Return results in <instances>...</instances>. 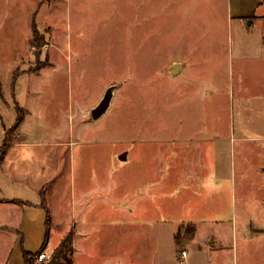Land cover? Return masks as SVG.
<instances>
[{"label":"rangeland","instance_id":"1","mask_svg":"<svg viewBox=\"0 0 264 264\" xmlns=\"http://www.w3.org/2000/svg\"><path fill=\"white\" fill-rule=\"evenodd\" d=\"M228 2L0 0V144L16 104L28 109L5 165L25 178L10 189L38 202H0V264H27L45 243L51 260L69 232L74 264H146L152 224L179 227L182 214L218 240L214 264H264V138L231 139L264 135V101L240 110L230 63H195L204 45L228 42ZM247 118L256 124L243 128ZM213 119L229 138L191 127Z\"/></svg>","mask_w":264,"mask_h":264},{"label":"crops","instance_id":"2","mask_svg":"<svg viewBox=\"0 0 264 264\" xmlns=\"http://www.w3.org/2000/svg\"><path fill=\"white\" fill-rule=\"evenodd\" d=\"M227 1H229L227 7V13L226 14L224 13V15L227 16V21H228V34H229L228 42L225 43V41L222 42L215 41L209 43L208 47H206L207 45H204L203 46L204 49L200 48L198 51H196V53L197 52L198 53L195 55V57L197 58L200 57V60L195 63H202V62L208 63L210 61H215L216 63L225 64L229 62L231 68L230 72L232 73L231 75L233 77L232 79L233 88L237 90V95H236L237 99L240 98V100H238L240 110H243L244 108L247 112L249 111L251 99H253V97H255L260 102L264 101V0H227ZM156 7L157 5L154 4L152 9H155V11L157 12ZM36 18L37 17H35L34 20H37L38 22L39 19ZM32 36L33 33L31 32V35L29 37L30 45H31ZM205 48L208 49L205 50ZM185 61L188 62L186 59ZM25 67L26 68L22 69L20 72H26V74L31 75V72L33 71L28 70L30 64ZM176 67H178V65H175L174 67L175 70L177 69ZM216 77L217 76H215V78ZM192 78L194 77H189V79ZM259 78L262 80L263 86L259 84L260 88H255L254 86L257 84L256 81ZM195 79H199V78H195ZM167 96H168V101L170 102L171 101L170 99H172L170 91H168ZM170 106L171 104L168 105V111H170ZM27 112H29L28 109ZM168 120H169L168 125H171L170 119ZM249 120H250L249 118L244 119L246 123L244 122L241 123L242 125H245L243 126V128H247L248 126L251 127L252 125L254 126L256 124L255 122ZM192 122L193 124L191 127L195 128V133L197 135H199L198 128H204V130H206L207 132L209 131L210 134H213L207 136L208 138H211L213 136L218 140H223L225 138H229L228 135H230L232 131L231 126L230 129H226V130L224 129L227 127L228 124L226 123L224 124L223 119H213L204 122L200 120H194ZM173 123H174V127L176 126V124L180 127L181 121L174 120ZM186 123L184 124V127L188 126ZM21 126L17 129L18 135L14 139V141L18 138V136L22 135ZM9 128L10 127H6L5 130L7 131ZM258 132L259 133L255 132L256 134H249L248 130L243 129L241 131V136H236V137L233 136L231 137V139L233 140L239 138L242 139V141H248L249 138L252 137V135L256 137L264 138V135L260 134L261 131ZM175 139H172V141H174L173 143L177 141L180 142L182 138H175ZM14 141L12 145L14 144ZM2 144H0V146ZM8 155L9 153L6 154V157L4 161L0 163V166L9 167V164L5 165L6 161L8 160ZM12 163L14 164V162ZM262 169H264V166L262 167ZM16 177L19 176L16 175L15 168L12 166L7 168L6 173L4 172V170H2V173H0V202H11L13 204L17 203L23 206L34 205L33 202L38 203L36 201H31L26 196V194L15 193L13 190L10 189L16 186L17 180L20 181L25 179L21 177L20 178H16ZM36 190L38 191L36 195L38 193L41 194L40 204L42 205V198H43L42 191H45V197L47 199L46 189L44 186H39L36 188ZM261 200H262V205L264 206V197H262ZM47 204H49L48 199H47ZM204 218H206V216ZM181 220L183 221V224L186 223L193 224L195 226V233L191 237L185 238V240L182 242L180 247L176 239V233L179 228L178 225H175L173 221L165 222L166 224L163 225L160 224L158 220L155 221L154 226L152 224L150 230L151 241L145 243L144 245V247L146 246V251L144 252V256H146L145 258L146 264H214L211 253L213 249L208 244L212 243L211 245H214L218 241L216 237L211 241L210 237L212 235H209L206 241L205 237L201 236L200 225L198 223L200 219H194V218L191 219L185 214H182ZM75 237L76 235L74 236L73 244L75 243ZM141 240L144 243L142 236L140 241ZM219 240H220V245H217L215 249V251L218 252L217 253L218 256H220L219 254L220 249H222L225 245L221 237L219 238ZM142 242H140L141 248H142ZM178 247L187 250L186 258L179 259L177 257Z\"/></svg>","mask_w":264,"mask_h":264},{"label":"trees","instance_id":"3","mask_svg":"<svg viewBox=\"0 0 264 264\" xmlns=\"http://www.w3.org/2000/svg\"><path fill=\"white\" fill-rule=\"evenodd\" d=\"M35 25V30L38 28ZM39 30V29H38ZM41 34V33H40ZM42 35V34H41ZM43 36V35H42ZM18 108V117L16 119L15 124L10 127L6 131V136L3 144L0 146V163H2L6 157V154L8 153L12 143L13 139L16 135L17 129L23 122L25 118V109L24 107L20 106L19 104H16ZM42 205L46 208L47 211V223L50 226L52 223L51 218V211L48 207L47 204V199L45 197V191H42ZM26 203V202H24ZM28 203V202H27ZM195 233V226L193 224H182L179 226L177 233H176V239L179 244V247L181 246L182 242L185 240V238L191 237ZM74 236L72 232H69L66 234L60 241V243L56 246L54 249V252L52 254L51 260L48 261H42L40 264H74L73 260V252H74V247H73V240ZM47 248V245H45L36 253L31 252V251H26L25 252V261L27 264H35V261H37L38 256L45 251ZM181 249V248H180Z\"/></svg>","mask_w":264,"mask_h":264},{"label":"water","instance_id":"4","mask_svg":"<svg viewBox=\"0 0 264 264\" xmlns=\"http://www.w3.org/2000/svg\"><path fill=\"white\" fill-rule=\"evenodd\" d=\"M177 68V67H176ZM110 105V102H109V98L107 96H105L101 101L100 103L95 106L92 110V114H93V117L95 119L99 118L100 116H102L108 109Z\"/></svg>","mask_w":264,"mask_h":264},{"label":"built area","instance_id":"5","mask_svg":"<svg viewBox=\"0 0 264 264\" xmlns=\"http://www.w3.org/2000/svg\"><path fill=\"white\" fill-rule=\"evenodd\" d=\"M180 255H181V257H186L187 256V250L182 248L180 250ZM47 257H50V256H49V253L45 250L38 256L37 262L41 263Z\"/></svg>","mask_w":264,"mask_h":264}]
</instances>
